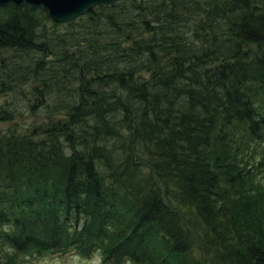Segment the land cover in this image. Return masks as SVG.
Instances as JSON below:
<instances>
[{
	"label": "trees",
	"instance_id": "obj_1",
	"mask_svg": "<svg viewBox=\"0 0 264 264\" xmlns=\"http://www.w3.org/2000/svg\"><path fill=\"white\" fill-rule=\"evenodd\" d=\"M97 250L264 264V0L0 6V264Z\"/></svg>",
	"mask_w": 264,
	"mask_h": 264
},
{
	"label": "water",
	"instance_id": "obj_2",
	"mask_svg": "<svg viewBox=\"0 0 264 264\" xmlns=\"http://www.w3.org/2000/svg\"><path fill=\"white\" fill-rule=\"evenodd\" d=\"M116 0H0V6L10 4H30L47 11L56 21H68L87 13L95 5Z\"/></svg>",
	"mask_w": 264,
	"mask_h": 264
},
{
	"label": "rangeland",
	"instance_id": "obj_3",
	"mask_svg": "<svg viewBox=\"0 0 264 264\" xmlns=\"http://www.w3.org/2000/svg\"><path fill=\"white\" fill-rule=\"evenodd\" d=\"M97 5H95L94 7H96ZM6 249V246L1 249V258L3 260H7L9 257L5 253L7 251ZM3 255L6 256L3 257ZM17 258L20 260V262L22 261V263L20 264H97L102 260V252L101 250H97L92 255V257H81L74 253H69L67 255H59L52 253L45 254L42 256L23 254Z\"/></svg>",
	"mask_w": 264,
	"mask_h": 264
},
{
	"label": "bare ground",
	"instance_id": "obj_4",
	"mask_svg": "<svg viewBox=\"0 0 264 264\" xmlns=\"http://www.w3.org/2000/svg\"><path fill=\"white\" fill-rule=\"evenodd\" d=\"M59 22H62V21H59ZM64 22V21H63Z\"/></svg>",
	"mask_w": 264,
	"mask_h": 264
}]
</instances>
